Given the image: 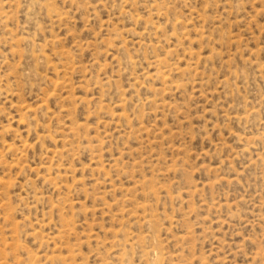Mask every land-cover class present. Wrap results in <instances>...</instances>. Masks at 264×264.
Here are the masks:
<instances>
[{
	"label": "rangeland",
	"instance_id": "1",
	"mask_svg": "<svg viewBox=\"0 0 264 264\" xmlns=\"http://www.w3.org/2000/svg\"><path fill=\"white\" fill-rule=\"evenodd\" d=\"M0 264H264V0H0Z\"/></svg>",
	"mask_w": 264,
	"mask_h": 264
}]
</instances>
